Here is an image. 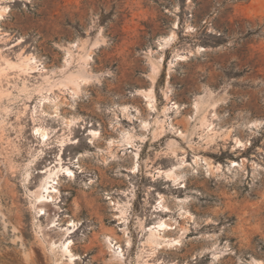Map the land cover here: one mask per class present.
Segmentation results:
<instances>
[{"label":"rangeland","instance_id":"1","mask_svg":"<svg viewBox=\"0 0 264 264\" xmlns=\"http://www.w3.org/2000/svg\"><path fill=\"white\" fill-rule=\"evenodd\" d=\"M0 90V264H264V0H0Z\"/></svg>","mask_w":264,"mask_h":264},{"label":"bare ground","instance_id":"2","mask_svg":"<svg viewBox=\"0 0 264 264\" xmlns=\"http://www.w3.org/2000/svg\"><path fill=\"white\" fill-rule=\"evenodd\" d=\"M175 35L174 33H170L167 36L166 41L170 42L174 39ZM71 57V56H70ZM186 56H184V54H182L181 51H177L173 57V60H181V59H185ZM163 60V58L161 59V61ZM173 60L171 62H173ZM69 61V60H68ZM67 61V63H68ZM24 65H21V69H34L37 68L38 66L41 65V63H39V61L37 60V58L33 55L30 54L28 56H26L25 60H24ZM17 66V65H15ZM158 66V65H157ZM81 72V71H80ZM82 73V72H81ZM82 74L78 73V74H70L69 77H67L66 79L60 80V83L63 84L65 87L70 88L69 84H71L70 86H72V91L74 93H77L80 90L81 84H80V80H81ZM47 81H49V76H47ZM71 89V88H70ZM27 87L26 84H24L21 88V91H26ZM2 91V90H0ZM148 107L150 109V111H155L156 107H157V99L153 93V86H151L149 92H148ZM3 93L0 94V96H2ZM50 95V94H49ZM48 94H46V98L49 97ZM166 95L168 98V102L165 106L164 110V114H167L169 111L171 110H178L179 107L176 105V103L172 102L171 98H169V93L168 91H166ZM51 97V96H50ZM49 97V99H50ZM57 98V97H56ZM47 99V100H49ZM56 100H53L52 106H56ZM57 107L55 108V111ZM174 110V111H175ZM180 111V109H179ZM178 111V112H179ZM165 116V115H164ZM166 117V116H165ZM73 121V120H72ZM71 121V122H72ZM151 122L149 121H145L144 126L146 129H148L151 126ZM155 127L152 131V138L154 140H158L160 138H162L164 135H166L168 132H171L174 134V136L176 137H181V138H185L186 133H184L183 130H180L179 128H176L172 125H170V123H168L169 125H167L166 123V119L161 118V120L159 118H156L155 120ZM37 132L40 133V135L42 136L41 141H44V139L47 140L48 136H49V129L43 126L36 128ZM213 127L209 128L208 130V134L212 136V134L216 133V131H212ZM89 136L91 141L94 140L97 136H99V130L98 128L94 127V128H90L89 131ZM214 136V135H213ZM127 145H132L133 140H127L125 139L124 141ZM168 145L172 146V148H176L178 147V140L176 138H171L168 140ZM236 147H244V143L241 140H236L235 145ZM136 158L138 160V154H136ZM136 160L135 165H134V170H136L138 168V161ZM182 162H184V159L182 158ZM65 170L64 173L68 174L69 176L72 174V170L70 167H65L62 165V163L60 161L57 162L56 166H54V168L49 170V173L47 174V176L42 180V182L39 185V188L35 191V205H38L39 210L41 213L44 211L45 206H47L46 201L48 200L49 197H53L55 194L54 190H49V188L51 187H55L54 185H49V181L51 182V179H56L59 172ZM175 170L176 168H172L169 172H165L166 177L168 178H173L174 182H178L179 180H181L180 176H174L175 174ZM158 175L161 174V170L157 171ZM54 183V182H53ZM161 202V201H160ZM159 202V203H160ZM114 206L116 209H120V213L122 215V217L124 216V214L127 211V207L125 206L124 203H122L121 201H113ZM162 203V202H161ZM163 224V221H159V225L161 226ZM153 235V234H152ZM152 235L150 237H152ZM128 244L130 243V241H127ZM110 246H115V244H113V241H110ZM62 251L66 254L68 252H70L69 250V243H66L64 246H62ZM119 249V247L117 248Z\"/></svg>","mask_w":264,"mask_h":264}]
</instances>
